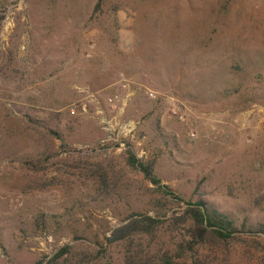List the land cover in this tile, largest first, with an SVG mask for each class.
I'll return each instance as SVG.
<instances>
[{"label":"rangeland","instance_id":"374dc122","mask_svg":"<svg viewBox=\"0 0 264 264\" xmlns=\"http://www.w3.org/2000/svg\"><path fill=\"white\" fill-rule=\"evenodd\" d=\"M97 1L0 0V264H124L111 229L181 214L129 149L242 231L195 259L264 264V0Z\"/></svg>","mask_w":264,"mask_h":264},{"label":"trees","instance_id":"16d2710c","mask_svg":"<svg viewBox=\"0 0 264 264\" xmlns=\"http://www.w3.org/2000/svg\"><path fill=\"white\" fill-rule=\"evenodd\" d=\"M102 4L103 0H98L95 9H100ZM127 163L144 173L145 178L157 188L156 191L160 197L183 202L185 208L181 214L173 217L165 218L167 212H164L163 219L145 214L141 218H132L111 229V234L107 237L108 242L119 240L127 242L124 264H180L175 256L181 259L182 264H187L188 260L191 264H209L207 258L195 259V255L201 248L225 245L238 238V233L242 232L232 218L213 204L203 199L187 200L169 185L162 183L161 178L155 172L153 161H142L134 151L129 149ZM167 221L172 230L180 229V237L175 242L174 249L168 246L148 252L147 248L151 246L149 240L158 236L160 226ZM259 230L264 236V228ZM143 239L147 242L142 241ZM69 250V246L61 248L50 258L49 264H61L60 258Z\"/></svg>","mask_w":264,"mask_h":264},{"label":"crops","instance_id":"0c3cea01","mask_svg":"<svg viewBox=\"0 0 264 264\" xmlns=\"http://www.w3.org/2000/svg\"><path fill=\"white\" fill-rule=\"evenodd\" d=\"M123 18H125V17H123ZM127 25H129V22L127 23ZM124 32H125V34H127V29H125Z\"/></svg>","mask_w":264,"mask_h":264},{"label":"built area","instance_id":"2783aa9c","mask_svg":"<svg viewBox=\"0 0 264 264\" xmlns=\"http://www.w3.org/2000/svg\"><path fill=\"white\" fill-rule=\"evenodd\" d=\"M149 94H150L151 96H155V95H154V93H153V91H152V92H150Z\"/></svg>","mask_w":264,"mask_h":264}]
</instances>
